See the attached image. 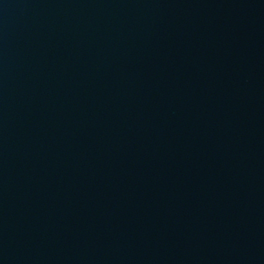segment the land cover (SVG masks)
Wrapping results in <instances>:
<instances>
[{"label":"water","instance_id":"water-1","mask_svg":"<svg viewBox=\"0 0 264 264\" xmlns=\"http://www.w3.org/2000/svg\"><path fill=\"white\" fill-rule=\"evenodd\" d=\"M0 264H264V0H0Z\"/></svg>","mask_w":264,"mask_h":264}]
</instances>
